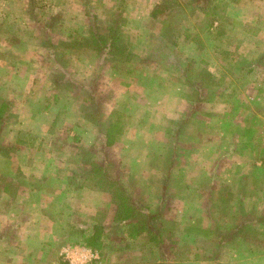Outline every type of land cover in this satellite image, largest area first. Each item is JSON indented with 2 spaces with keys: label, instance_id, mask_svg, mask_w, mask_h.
Segmentation results:
<instances>
[{
  "label": "rangeland",
  "instance_id": "obj_1",
  "mask_svg": "<svg viewBox=\"0 0 264 264\" xmlns=\"http://www.w3.org/2000/svg\"><path fill=\"white\" fill-rule=\"evenodd\" d=\"M0 111V264H264V0H0Z\"/></svg>",
  "mask_w": 264,
  "mask_h": 264
},
{
  "label": "trees",
  "instance_id": "obj_2",
  "mask_svg": "<svg viewBox=\"0 0 264 264\" xmlns=\"http://www.w3.org/2000/svg\"><path fill=\"white\" fill-rule=\"evenodd\" d=\"M157 8H159V6ZM157 8H156L155 12L153 13V18H158L160 16V13L157 10ZM210 15H212V14H210ZM115 17H116V20L114 22V25H117L118 21H119V13L116 14ZM216 19L217 18L215 16L213 18V20L215 21ZM233 25H235V24L233 23ZM97 30H96V32H97ZM114 30H116V35H117L118 26H115L114 28L112 27V32ZM98 35H99L98 38H96L94 36L95 44L93 45V47H94L95 50H97V49L101 50L106 45H107L106 47H108V43H110L109 49H110L111 53H113V54H124V53H126L128 51L127 47L129 46V44H128V46H126V44H123V45L122 44H118V43H120V42H117V36L118 35L116 36V39L113 36L112 39H110V40H109V36H103V35H100V34H98ZM73 46L75 47V45H73ZM241 70L243 71L244 68L242 67ZM1 111H2V109H1ZM117 116H121V115L116 112V115H114L113 117H111V119H109L108 127L106 128V131L104 133L105 144H106L107 147H112V146L115 145V143L118 140L117 135L121 133V130L123 128L122 125L120 124V118L117 117ZM94 167L96 168L97 175H98L97 178H95L96 182H94L96 187L100 188L99 186H103V185L109 186L110 184L113 185V183H115L114 181H110L107 178L108 176H107V173H106L105 169L103 168V166L98 165L97 163H94ZM5 188L7 189L8 187L6 186ZM107 189L110 190L111 192L114 190L113 192L116 193V196L114 195L115 198H116L115 201H117L118 202L117 204H119L115 220L116 221H120L121 223H125L133 215L137 216L138 217V221H139V223L142 226H140V224H138V227H140V228L138 229V231H136V232L134 231L132 237L134 238V237L142 236V234L144 233V231H142L143 228L145 227L144 225H148V224H146V221H145V216H144L145 214L142 213V212H135V210L134 209L132 210L129 207V205L127 206L126 204L120 203L121 200H122L123 194L120 192V190L117 188V186H113V187H110V188L107 187ZM129 211H130V213H132V215L129 214ZM241 221L244 222L243 220H241ZM241 221H239V222L241 223ZM262 222L264 223V218L262 219ZM131 224H134V223H129V224H126V225L128 226V225H131ZM135 225L137 227V224H135ZM243 225H241V227H246L245 225L244 226ZM93 229H94V232L87 239V245H91L92 247H97L98 243H100V240H101V237H102V232L104 231V228L102 226H95ZM243 229H245V228H243ZM246 230L247 229H245L244 235L241 236L242 239L246 240V241L251 239L250 242H252L253 244H256L254 237L252 235H250L251 233L246 232ZM73 232H70V233L73 234ZM78 234L79 235H82V234L84 235V230H82V229L79 230ZM152 239H155V238H152Z\"/></svg>",
  "mask_w": 264,
  "mask_h": 264
}]
</instances>
